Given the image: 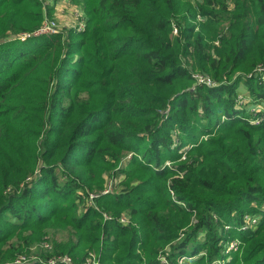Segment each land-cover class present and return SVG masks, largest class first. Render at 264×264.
Returning <instances> with one entry per match:
<instances>
[{
  "label": "trees",
  "instance_id": "1",
  "mask_svg": "<svg viewBox=\"0 0 264 264\" xmlns=\"http://www.w3.org/2000/svg\"><path fill=\"white\" fill-rule=\"evenodd\" d=\"M84 2L80 32L21 41L45 0H0V243L59 229L68 240L36 264H264V107L254 124L235 104L250 72L264 103V0ZM247 212L263 218L238 230Z\"/></svg>",
  "mask_w": 264,
  "mask_h": 264
},
{
  "label": "rangeland",
  "instance_id": "2",
  "mask_svg": "<svg viewBox=\"0 0 264 264\" xmlns=\"http://www.w3.org/2000/svg\"><path fill=\"white\" fill-rule=\"evenodd\" d=\"M50 0H45V6H44V19H43V23L46 21H49L50 19L54 20L56 23V28L54 29V33H46V35H52L55 33H60L62 32L65 36L68 34H75V32H80V26L85 24L84 27L86 26V15H87V8L85 7V2L84 0H60V2L57 3H49ZM187 2L191 3V4H195L197 2V0H182V4L186 5ZM234 0H232V4H229V11L233 12L234 10ZM251 15L249 16V21H253L254 20V14L256 13V9L251 7ZM196 20V19H195ZM195 22V21H194ZM226 22L223 23L222 29L223 30L224 26H225ZM42 25V23H41ZM41 27V26H40ZM198 29V27H197ZM28 31L31 30H22L21 32H19L17 35V37H21L24 34H27ZM178 30L175 31L173 30V35L177 34ZM44 36V35H43ZM15 36V39L17 38ZM30 38H34V37H30ZM18 39V38H17ZM21 41H25V40H21ZM211 44H216L214 41ZM72 70V69H71ZM197 70V69H195ZM197 72V71H196ZM252 72H250L251 74ZM258 73L261 74V76L264 78V70L261 68L258 70ZM263 73V74H262ZM246 74V78H243L242 80H240L239 83H237L235 85V88H237L236 94H235V104L236 107L239 110H246L247 113L251 114L250 118V122L254 123V124H259L263 118H260V116L256 115V111H258L259 109H261L262 107H264V103L261 99H258L256 97V95L253 93V90L255 89H251L248 90L247 88H244V85L246 84V81L248 79H250ZM238 77V76H237ZM236 78V76H235ZM67 79V78H66ZM264 82V79H262ZM223 93V92H222ZM215 109L218 112L220 111V107H219V103H217L215 105ZM223 119L225 118V116L222 117ZM177 132H179V129H177ZM201 137H204L202 135H199L200 139ZM203 139V138H202ZM192 145V143H187L183 148L182 151L184 152L188 147H190ZM175 146V145H174ZM132 153L129 154L128 157H131ZM169 158H167L165 161V166H168V164L172 163L171 160H168ZM168 163V164H167ZM110 182L108 183V188L114 189V187L116 185H118L119 180L116 181L111 179L109 180ZM119 186V185H118ZM92 198V196H91ZM90 203L92 204V200L90 199ZM234 213V212H233ZM124 216H126L128 219H130L129 213L126 210L125 212L122 213ZM8 221L10 220H14L12 221L14 224H12L13 226H18L20 224L19 220L16 219H12L13 217H11V215L7 216ZM263 218V215L261 213H257L256 215L251 214L250 212H247L245 214V223L241 224V226L237 225V229L238 230H247V229H252L255 228L256 225H258L261 220ZM131 220V219H130ZM222 223L225 225L226 228H230L231 224L228 223L227 221H223ZM3 227H7V223L5 222ZM59 230V229H57ZM57 230H50L49 234V238L44 240H30L28 237V234L30 233L29 231L23 230L21 228L15 230V231H11L8 236H6L7 238L0 243V264H36V262L39 260L40 258V262L42 263L43 260L46 258V256H48L50 254V252L53 250V246L54 244H52V241H54L55 239L57 241L60 242H66L68 240L67 238V233L66 232H60ZM239 242V238H233L230 242H228L227 246H226V251H232L235 250V246L234 248H231V245L233 243H235V245ZM26 249V252H21L18 253L17 255L13 258H9L6 259V256L9 257V252L13 251V250H18L20 248ZM204 251H202L200 254H202ZM7 254V255H6ZM6 255V256H5ZM68 255V254H66ZM70 256V255H69ZM7 257V258H8ZM25 257V260H24ZM195 257H189L186 258L181 257L179 258L178 262H180L181 264H187L189 261H192L196 258ZM20 259V262H18L17 260ZM88 259V258H87ZM73 260V258H72ZM73 263L76 264L73 260ZM105 263V262H104ZM87 264V262H86ZM108 264V263H105ZM169 264V262L167 263Z\"/></svg>",
  "mask_w": 264,
  "mask_h": 264
},
{
  "label": "built area",
  "instance_id": "3",
  "mask_svg": "<svg viewBox=\"0 0 264 264\" xmlns=\"http://www.w3.org/2000/svg\"><path fill=\"white\" fill-rule=\"evenodd\" d=\"M84 25L80 26V29L82 30L84 28ZM56 23L54 20L50 19L49 21H46L44 23H42L41 27L35 31V32H28L27 34L22 35L21 37H17L20 40H27L30 37H37V36H42V35H46V33L50 32L52 33L54 31V29L56 28ZM177 31V29L175 30ZM54 33V32H53ZM49 34V33H48ZM216 43H218V41H216ZM263 69L264 70V65L259 64L257 66V68H255V71L257 74L259 69ZM263 74V73H262ZM261 75V74H259ZM248 76H252L251 74H248ZM193 77L194 79L198 82V83H204L207 84L209 86H214L216 83L214 82V80L208 76L207 74L201 73V72H194L193 73ZM111 188H107L105 189L103 192H108ZM98 194H91L92 197H95ZM121 223L123 224H130V219H128L126 216L122 215L121 218H119ZM235 243H233L231 245V248H234ZM25 260V257H24ZM18 262H20V259L17 260ZM50 261V264H59V263H64V264H74L72 257L69 255H63L59 258H52ZM168 263V259L166 256L161 257V262L160 264H166ZM87 264H105L104 262L101 261V259H99L95 254L91 253L90 256L87 259Z\"/></svg>",
  "mask_w": 264,
  "mask_h": 264
},
{
  "label": "crops",
  "instance_id": "4",
  "mask_svg": "<svg viewBox=\"0 0 264 264\" xmlns=\"http://www.w3.org/2000/svg\"><path fill=\"white\" fill-rule=\"evenodd\" d=\"M57 3V2H60V0H50L49 3Z\"/></svg>",
  "mask_w": 264,
  "mask_h": 264
},
{
  "label": "clouds",
  "instance_id": "5",
  "mask_svg": "<svg viewBox=\"0 0 264 264\" xmlns=\"http://www.w3.org/2000/svg\"><path fill=\"white\" fill-rule=\"evenodd\" d=\"M30 39V38H29ZM28 40V39H27Z\"/></svg>",
  "mask_w": 264,
  "mask_h": 264
}]
</instances>
